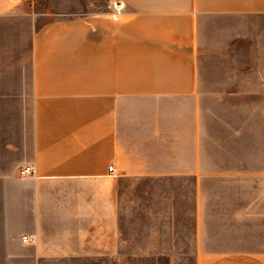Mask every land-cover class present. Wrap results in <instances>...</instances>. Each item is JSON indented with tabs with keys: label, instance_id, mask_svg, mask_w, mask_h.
<instances>
[{
	"label": "crops",
	"instance_id": "1",
	"mask_svg": "<svg viewBox=\"0 0 264 264\" xmlns=\"http://www.w3.org/2000/svg\"><path fill=\"white\" fill-rule=\"evenodd\" d=\"M107 1L20 29L26 0H0V264H127L119 178L226 174L206 165L207 62L230 64L221 88L262 107L264 147V51L240 61L251 32L217 34L228 18L264 27V0ZM251 153L247 176H264V148L257 168ZM205 220L198 201V233ZM197 264H264V250Z\"/></svg>",
	"mask_w": 264,
	"mask_h": 264
},
{
	"label": "rangeland",
	"instance_id": "2",
	"mask_svg": "<svg viewBox=\"0 0 264 264\" xmlns=\"http://www.w3.org/2000/svg\"><path fill=\"white\" fill-rule=\"evenodd\" d=\"M67 3L60 6L55 0H26L23 4L26 15L13 17L12 23L20 29L29 21L39 26L42 22L72 16L62 15L63 12H79L86 7L102 10L109 4L107 0H68ZM228 19L232 24L217 29L223 43L235 31L244 41L251 32V50L246 45L240 46V61L246 62L248 55L254 56L257 51L262 54L263 25L253 24L254 29L250 31L241 22L245 18ZM230 67L225 62L204 65L208 90L202 97L206 165L210 171L218 169L227 173L200 177L197 181L194 177L182 176L119 178L115 195L120 230L127 241V264H197L198 255L203 252L264 250V176L246 174L248 148L255 156L249 167L257 168L262 161V107L261 111L256 105L248 107L253 96L225 93L226 89L221 87L223 82H228L225 76ZM238 67L239 75L245 78V71L241 73L245 64ZM213 84L221 88L217 95L211 94ZM198 201L203 202L206 218L200 233ZM204 231L208 234L202 238Z\"/></svg>",
	"mask_w": 264,
	"mask_h": 264
},
{
	"label": "built area",
	"instance_id": "3",
	"mask_svg": "<svg viewBox=\"0 0 264 264\" xmlns=\"http://www.w3.org/2000/svg\"><path fill=\"white\" fill-rule=\"evenodd\" d=\"M115 6H116L117 9H118V8L122 7L123 5H122L121 3L118 2V3H116ZM107 170H108V172H109L110 174H113V173H114L113 165H112V164L108 165ZM29 172H30V167H25V168L21 169V173H29ZM22 240H23L24 242H32V239H30V238H28V237H26V236H22Z\"/></svg>",
	"mask_w": 264,
	"mask_h": 264
}]
</instances>
